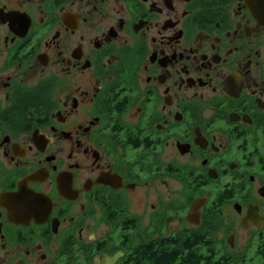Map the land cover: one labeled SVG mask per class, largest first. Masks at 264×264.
<instances>
[{
    "label": "flooded vegetation",
    "instance_id": "obj_1",
    "mask_svg": "<svg viewBox=\"0 0 264 264\" xmlns=\"http://www.w3.org/2000/svg\"><path fill=\"white\" fill-rule=\"evenodd\" d=\"M0 264H264V0H0Z\"/></svg>",
    "mask_w": 264,
    "mask_h": 264
}]
</instances>
